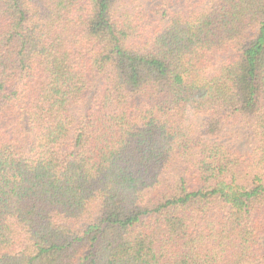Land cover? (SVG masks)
Listing matches in <instances>:
<instances>
[{"label":"trees","instance_id":"1","mask_svg":"<svg viewBox=\"0 0 264 264\" xmlns=\"http://www.w3.org/2000/svg\"><path fill=\"white\" fill-rule=\"evenodd\" d=\"M0 264H264V0H0Z\"/></svg>","mask_w":264,"mask_h":264}]
</instances>
